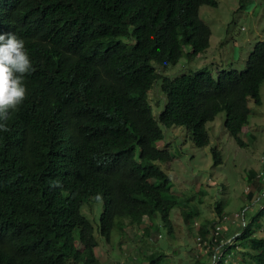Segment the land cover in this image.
I'll list each match as a JSON object with an SVG mask.
<instances>
[{
  "label": "trees",
  "instance_id": "obj_1",
  "mask_svg": "<svg viewBox=\"0 0 264 264\" xmlns=\"http://www.w3.org/2000/svg\"><path fill=\"white\" fill-rule=\"evenodd\" d=\"M202 6L217 3L17 0L11 16L27 22L20 34L33 71L24 79V103L10 113L9 131H0V201L10 208L0 218V264H101L88 218H96L99 205V234L108 242L114 228L122 233L132 226L148 238L164 228L173 237L171 213L182 199L160 166L171 162L169 150L157 146L164 139L160 125L184 127L203 148L207 125L224 113L225 129L244 145L240 134L250 104L262 106L264 42L242 72L172 79L157 71L155 63L177 65L184 45L194 55L209 48L212 32L199 16ZM159 81L166 100L155 117L149 92ZM214 157L220 164L218 151ZM249 177L253 202L264 184L253 172ZM215 209L218 219L199 228L202 242L212 243L217 224L223 229L213 249L199 248L188 264H209L228 240L218 264H238L239 248L249 256L242 264H264L258 222L264 208L249 224L239 215L224 220ZM182 210L191 224L193 210ZM145 257L158 264L153 252Z\"/></svg>",
  "mask_w": 264,
  "mask_h": 264
},
{
  "label": "rangeland",
  "instance_id": "obj_2",
  "mask_svg": "<svg viewBox=\"0 0 264 264\" xmlns=\"http://www.w3.org/2000/svg\"><path fill=\"white\" fill-rule=\"evenodd\" d=\"M216 3V7L202 6L199 14L212 32L209 48L194 55L190 46L184 45L183 57L177 65L155 63L162 76L174 79L209 71L217 77L224 71L242 72L245 69L256 44L264 42V0H216ZM149 96L153 114L157 117L166 100L160 81L155 83ZM261 99V107L250 104L249 124L240 134L244 145L239 144L225 129L224 113L207 125L209 144L203 148L195 146L184 127L166 128L160 125L164 139L157 146L169 150L171 154V162L160 166L171 178L173 192L182 199L181 207L171 213L175 233L170 237L164 228L160 231L161 235L154 232L148 238L145 230L138 226L128 227L122 233L114 228L108 242L99 234L98 214L102 209L99 205L96 218H88L98 240L95 253L101 264H149V256L145 255L151 252L158 264H188L202 251L198 246L201 238L199 228L218 219L216 207L221 208L230 220L239 215L247 224L250 223L252 216L264 208V189L253 202L247 196V192L254 189L249 177L251 172L257 174L264 184V86L261 88ZM214 151L220 154V164L215 163ZM182 208L194 212L189 225L184 221ZM259 221L263 223V236L264 216ZM204 242V249H213V241L211 244L207 240ZM160 253H163L161 258L157 256ZM248 257L247 251L239 248L235 260L242 264Z\"/></svg>",
  "mask_w": 264,
  "mask_h": 264
},
{
  "label": "clouds",
  "instance_id": "obj_3",
  "mask_svg": "<svg viewBox=\"0 0 264 264\" xmlns=\"http://www.w3.org/2000/svg\"><path fill=\"white\" fill-rule=\"evenodd\" d=\"M16 9L17 0H0V131L5 132L10 113L18 111L27 97L24 79L33 71L20 34L27 22L11 16ZM9 212L0 201V218Z\"/></svg>",
  "mask_w": 264,
  "mask_h": 264
},
{
  "label": "built area",
  "instance_id": "obj_4",
  "mask_svg": "<svg viewBox=\"0 0 264 264\" xmlns=\"http://www.w3.org/2000/svg\"><path fill=\"white\" fill-rule=\"evenodd\" d=\"M238 217V216H237ZM224 220H229V218L227 216L224 217ZM223 227L222 225L219 223L216 225L215 227V231H213V234L211 235V240L210 243L213 241V243H215L219 237L220 232L222 231ZM204 243L206 242H202V239L199 238V242H198V246L199 248H203L204 247ZM230 243V240H228L225 244ZM224 244V245H225ZM222 249L218 248L216 249V253L213 255V258L211 260V262L209 264H218L219 260H220V256L222 255V253L220 252ZM219 253V254H218Z\"/></svg>",
  "mask_w": 264,
  "mask_h": 264
},
{
  "label": "crops",
  "instance_id": "obj_5",
  "mask_svg": "<svg viewBox=\"0 0 264 264\" xmlns=\"http://www.w3.org/2000/svg\"><path fill=\"white\" fill-rule=\"evenodd\" d=\"M222 246L224 247V244L221 245V246H219V247H216V249L221 248ZM216 249H215V251H216ZM215 251L213 252V255L216 253ZM204 255H205V254H204Z\"/></svg>",
  "mask_w": 264,
  "mask_h": 264
}]
</instances>
